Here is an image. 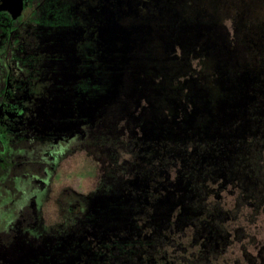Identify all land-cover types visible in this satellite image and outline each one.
Returning a JSON list of instances; mask_svg holds the SVG:
<instances>
[{
	"label": "trees",
	"instance_id": "16d2710c",
	"mask_svg": "<svg viewBox=\"0 0 264 264\" xmlns=\"http://www.w3.org/2000/svg\"><path fill=\"white\" fill-rule=\"evenodd\" d=\"M90 1L83 0L81 40L76 26L67 28L66 100L59 120L66 136L52 135L54 143L43 134L44 141L20 147L15 196L0 199L1 241L30 228L37 199L48 194L46 174L66 156L86 151L92 157L101 154L95 155L104 172L97 202L63 195L57 202L62 221L52 228L74 227L69 218L77 204L80 235L84 232L87 242L107 233L115 241H132L141 254L167 258L166 247L175 245L172 236L185 237L192 228V246H199L200 257L219 255L217 244H230L226 223L238 219L246 205L255 214L264 207V0H161L156 20L145 8L139 18L118 17L119 23L107 20L120 6L108 11L103 0L97 6ZM88 7L96 11L87 15ZM139 23H146L150 33L141 35L134 27ZM122 122L142 144L139 161L123 168L113 159L123 148ZM78 128L82 138L76 137ZM172 170L176 177L168 189L159 197L153 194L159 184H149ZM11 173L8 167L0 175L10 188ZM19 176L23 182L18 184ZM236 186L242 191L234 209L225 212L222 195ZM145 215L147 224L139 223ZM143 229L152 234L143 235ZM259 255L264 264V248Z\"/></svg>",
	"mask_w": 264,
	"mask_h": 264
},
{
	"label": "rangeland",
	"instance_id": "374dc122",
	"mask_svg": "<svg viewBox=\"0 0 264 264\" xmlns=\"http://www.w3.org/2000/svg\"><path fill=\"white\" fill-rule=\"evenodd\" d=\"M103 1L104 7H108V11L114 8V5L120 6L121 8L119 13H112V17L109 16V20H107L108 23H119L118 17L131 15L129 13L139 18L145 8L146 10L152 9L150 18L156 20L155 11L161 8V6H159L161 0ZM151 5H153V7H151ZM95 11L96 7L93 9L92 7H88L86 14L90 15ZM162 15L163 13L161 12L159 17L162 18ZM142 17L146 19L147 16ZM145 25L146 23L143 25L139 23L134 27L141 31V35L146 33L149 34L150 30L146 28ZM38 30L39 29H35L34 31V38L36 39L34 46L37 51L39 50L37 48L45 41V38H43L44 33L41 34L40 30ZM105 30L106 28L100 27V32L104 33ZM227 31L229 33V39H231L232 36H234V31L230 21L227 22ZM247 54H249V52H247ZM198 64L199 62L194 59L192 66L196 67ZM38 74L42 80L48 81L49 77H47L45 71H40ZM40 92V89L37 91V87H34V94L30 99V110L36 111V113L40 103L44 101ZM48 106L50 107V112H53L56 118H60V114L62 116V113L59 112V104L49 103ZM55 109H57V112ZM52 125H54L53 131L55 133L64 134L59 119H55ZM120 127L122 135H120L119 138L123 148H117V152L115 155L113 154V159L118 161L123 168V165L131 166L133 163L139 161L137 154L142 144L138 142L139 135L136 136V140L134 137L132 138L130 131L127 126H125V122H122ZM95 155L98 156V159L99 156H101V154L98 153ZM95 155L92 157L88 152L80 151L73 155L66 156L58 163L57 168L52 170L53 172L49 171L51 173L50 176L47 175L48 173L46 174L43 180L45 183L44 188L48 191L46 196L48 199L44 198L43 195L37 199L34 214L32 216L34 222L31 223L32 225L28 230L17 229L16 236L12 241H0V264H139L140 260L159 264H262L263 257H260L259 253L264 248V207L258 214H255L254 210L246 205L242 209L238 219H231L225 225L227 233L231 236L229 238L230 244L226 246L220 243L217 244L219 255L211 253L203 259L200 257L201 253L199 251V246H192V228L187 230L185 237H181L180 233H175V235L172 236L174 238L172 242L175 245L166 247L168 254L167 258L155 257L153 255H148V253L141 254V252H137L135 247H132V241L126 243L128 247H125L126 244L124 241H115L112 237L108 236L107 233L100 237L99 241H101V245L99 243L95 247L97 251L91 250L89 247L86 248L85 245H90V241L94 239L90 238L87 242L86 239L82 238L85 233L83 232V234L80 235L78 224H80L81 221L76 219V217H79L76 213H79L81 209L77 204L71 208L72 215L70 217L72 218H69L72 224H76L74 227L65 225L52 228V226L62 221V214L59 212L60 207H58L57 202L63 195L69 198H72L71 196L78 197L80 200L86 201L89 198L95 199L101 191L99 188L101 185V176H103L104 172H102L101 165L95 161ZM136 159L137 161H135ZM169 176L170 179L168 178ZM169 176H166V174L160 175L158 177L159 182L149 184L152 187L155 186L154 184L156 183L159 184L158 188H155L156 191H154L153 194L155 193V195L159 197L161 191H166V189H168V185L172 183L176 177L175 171L172 170ZM16 178L19 179L18 184L20 183L19 181L23 182L22 177L19 176ZM128 178L134 179L133 175L128 176ZM168 181H170V183H168ZM237 187L238 186L232 187L229 192L223 193L221 198V209L223 211L229 212L234 209L237 197L242 191ZM162 188L164 189L162 190ZM18 190L19 187H17V194H19ZM25 190L27 191L26 188ZM143 191L144 195L148 194L145 189ZM10 195L13 197L12 194L6 192L3 194V197L9 201ZM147 200L152 203V197ZM10 202L13 201L10 200ZM95 202H97L96 199L92 204ZM89 209L95 211L93 205H90ZM147 211L151 212L150 209ZM21 212L24 213L25 211L22 209ZM203 218L205 217L203 216ZM42 220H44V222ZM147 220L148 217L145 215L140 218L139 223L141 221L142 223H146ZM44 225L46 228H41V226ZM135 232H138V230ZM86 233L89 234L88 231ZM142 234L149 236L152 234V230L143 229ZM152 242H154V240ZM117 244H119V246H117ZM142 244V246H146V244ZM179 246L183 247L179 248ZM121 247H123V249H121L122 253L117 255L116 253L120 252L119 249ZM174 257H178L179 259L174 261ZM107 258L109 261H107Z\"/></svg>",
	"mask_w": 264,
	"mask_h": 264
},
{
	"label": "flooded vegetation",
	"instance_id": "af4514ba",
	"mask_svg": "<svg viewBox=\"0 0 264 264\" xmlns=\"http://www.w3.org/2000/svg\"><path fill=\"white\" fill-rule=\"evenodd\" d=\"M91 4L97 6L98 2L94 0ZM82 7L83 0H0V175L12 167V187L7 180L0 179V199L6 192L14 195V167L19 163L20 147L30 148V140L44 141L43 134L48 141L56 142L52 138L56 135L52 124L63 117L61 108L66 100L63 75L67 40L71 38V30L67 28L76 26L79 30L75 33L76 39L81 40ZM35 29L44 33L45 38L38 51L34 46ZM40 71H45L49 77L47 82L41 79ZM34 87L37 91L40 89L44 99L37 113L30 110ZM49 103L59 104L60 118L50 112ZM62 127L64 134H59V138L66 136L67 129ZM75 134L82 138L81 129ZM99 243L101 245L98 238L91 240L89 249L97 251L95 247Z\"/></svg>",
	"mask_w": 264,
	"mask_h": 264
}]
</instances>
